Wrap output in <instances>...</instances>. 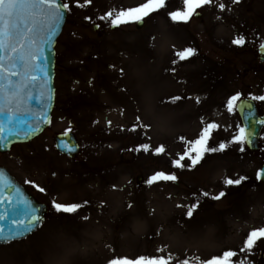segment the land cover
<instances>
[{
	"label": "rangeland",
	"instance_id": "374dc122",
	"mask_svg": "<svg viewBox=\"0 0 264 264\" xmlns=\"http://www.w3.org/2000/svg\"><path fill=\"white\" fill-rule=\"evenodd\" d=\"M67 2L55 48L51 124L30 143L0 155V165L47 205L49 216L34 236L0 247V264H109L118 257L161 255L170 264H200L226 250L237 252L234 262L263 264L264 239L250 251L240 248L250 231L264 227V185L256 180L264 132L258 155H249L244 145L241 152L232 142L240 121L227 105L237 93L264 96V71L249 48L264 38L232 44L238 14L246 21L255 15L246 36L264 33V0H214L197 10L200 19L194 14L187 23L168 15L181 10L184 0H166L139 30L136 23L113 27L99 17L144 0H92L84 7ZM188 47L196 54L181 60L176 53ZM209 122L219 125L210 145L225 142L226 150L206 154L192 170L174 167L186 142ZM64 132H73L81 146L74 160L54 149L55 135ZM142 144L150 145L147 152L137 150ZM160 145L165 151L156 154ZM157 171L178 179L148 184ZM240 176L247 177L240 185H225L226 178ZM221 191L224 197L212 199ZM53 201L82 207L61 213ZM192 204L198 206L188 218L184 212Z\"/></svg>",
	"mask_w": 264,
	"mask_h": 264
},
{
	"label": "snow or ice",
	"instance_id": "6c2138e0",
	"mask_svg": "<svg viewBox=\"0 0 264 264\" xmlns=\"http://www.w3.org/2000/svg\"><path fill=\"white\" fill-rule=\"evenodd\" d=\"M92 3V0H84L83 4L76 0L77 7H84ZM214 0H184L181 10L171 11L168 13L170 19L177 23H187L197 10L204 6L213 5ZM232 3H239V0H232ZM166 7V0H144L132 7H121L113 14L108 11L105 15L100 16V20H109L111 26L119 27L131 23H142L145 18L152 13L158 12ZM218 7L221 12L226 10L224 3H219ZM70 10V4L67 0H0V115H6L8 123L11 124L18 117L22 116L21 105L31 98L29 89L35 86L38 80V65L42 55L40 42L37 37L41 33H46L47 39H51L55 35L56 28L64 18L65 11ZM91 19V17H85ZM99 27V25H97ZM246 43L244 36H238L232 40L233 45L243 46ZM264 49V44L260 45ZM196 54L194 48L188 47L176 53L181 59H187ZM123 69H121V73ZM240 94L232 96L228 101V111L232 113L235 108V101H238ZM174 100L180 97L173 98ZM254 100H264V96H253ZM48 100L51 101V89H49ZM139 119V117L137 118ZM111 124V121L108 122ZM148 127V125H144ZM219 125L215 122H209L202 128L198 137L187 141L182 154L178 159L172 161L176 168L183 169L186 166L195 167L200 164L206 154L223 152L227 148L225 142H220L217 146H211L210 140L214 130H218ZM3 132L2 124H0V133ZM19 134V133H17ZM27 135V133H24ZM183 139V137L181 138ZM232 142L241 145L240 151L243 152V145L248 141L245 129L240 128L237 135L233 136ZM150 148L149 144H142L139 149L147 152ZM165 151L163 145L156 147L155 153L162 154ZM185 161H190V165ZM264 178V166L257 170L256 180L260 181ZM178 177L175 174L157 171L148 178L147 183L153 184L160 181L175 182ZM247 177L240 176L238 178H226L225 185H240ZM4 182V178L0 176V183ZM26 183H33L26 181ZM33 186L36 185L33 183ZM40 192H44V188H39ZM207 196L208 193H203ZM226 195L221 191L212 199L219 200ZM179 206V205H178ZM198 204H192L186 213L188 218L193 216V210ZM53 207L57 212L74 214L82 207L80 203H58L53 201ZM6 219V216H0V220ZM87 219V217H84ZM41 217L35 211L26 214L19 219H13L11 227L5 231L0 227V241L5 243L15 240L17 237H23L26 233L32 231L39 225ZM264 239V227L250 231L247 238L240 248L241 252L253 249L257 241ZM237 256V252L226 250L222 255H214L210 259H205L200 264H243V262H234L233 258ZM170 257L139 256L135 259L127 257H118L109 261V264H170ZM179 264H189L187 259L179 262Z\"/></svg>",
	"mask_w": 264,
	"mask_h": 264
},
{
	"label": "water",
	"instance_id": "95a60500",
	"mask_svg": "<svg viewBox=\"0 0 264 264\" xmlns=\"http://www.w3.org/2000/svg\"><path fill=\"white\" fill-rule=\"evenodd\" d=\"M64 21L65 14L63 20L56 28L55 35L50 40L47 39L46 33H41L37 37L42 49L37 72L39 78L35 82V86L29 89L31 98L21 105L23 115L18 116L11 124L8 123L6 115H0V124L3 127V132L0 133V152L2 153L8 151L13 144L30 141L38 132L43 130L49 121L48 113L50 109L47 110L45 107L49 104V107L52 106L54 96V45ZM137 27L139 28V25ZM49 89H51L50 102L48 100ZM237 111L248 141H250L246 142V144L249 150L256 151L259 132L264 124V116L259 117L253 103L245 100L238 103ZM24 133H27V135H24ZM55 147L57 151L69 158H74L79 152L76 140L71 134L58 135L55 138ZM0 176L4 178V182L0 183V216H6V219L0 220V227L7 231L11 227L13 219L24 217L32 211H35L41 217L40 225L45 217V207L38 204L27 194L2 167H0ZM261 181L264 183V178ZM39 225L23 237H17L16 239L28 236ZM4 243L0 241V245Z\"/></svg>",
	"mask_w": 264,
	"mask_h": 264
},
{
	"label": "flooded vegetation",
	"instance_id": "af4514ba",
	"mask_svg": "<svg viewBox=\"0 0 264 264\" xmlns=\"http://www.w3.org/2000/svg\"><path fill=\"white\" fill-rule=\"evenodd\" d=\"M260 68H264V64H259Z\"/></svg>",
	"mask_w": 264,
	"mask_h": 264
}]
</instances>
